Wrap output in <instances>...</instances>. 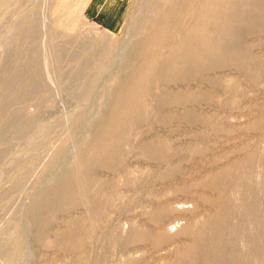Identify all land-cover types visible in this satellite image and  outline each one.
Masks as SVG:
<instances>
[{
  "label": "rangeland",
  "instance_id": "1",
  "mask_svg": "<svg viewBox=\"0 0 264 264\" xmlns=\"http://www.w3.org/2000/svg\"><path fill=\"white\" fill-rule=\"evenodd\" d=\"M157 1L110 32L86 0H0V264H264V0L221 59L239 65L176 82L165 64L218 0Z\"/></svg>",
  "mask_w": 264,
  "mask_h": 264
},
{
  "label": "bare ground",
  "instance_id": "2",
  "mask_svg": "<svg viewBox=\"0 0 264 264\" xmlns=\"http://www.w3.org/2000/svg\"><path fill=\"white\" fill-rule=\"evenodd\" d=\"M189 1H191V0H175L174 4L171 6V8L169 10V13H168L169 16H171V17L178 16L179 13L183 10V8L186 6V4ZM246 3H247V0H218L216 2V4L208 6L206 9V17H205V20H203V23H202V21L197 22V24L190 30L189 38L184 42V44H182L181 46L178 47L180 50L176 53V55L168 63L165 64L163 73H164L166 80L173 81V82L181 81L182 79L184 80V78L187 77L188 72L193 71L194 68L198 65L205 66L207 68H212V69H216V68L220 67L224 62L230 63V64L234 63V64L239 65L241 61H239L235 57H234V59L232 58V60H230L229 62L221 61V59L224 56H230L231 55L233 47H235L233 45V43H239V40H240L239 35H240L241 30L244 27H248V26H249V28L251 27L250 26L251 23L249 24L247 22V20H245V19L250 18V17H260L259 13H257L256 10L249 9L247 7ZM77 6H78V9H81L82 3L80 2ZM154 8H156V7H154ZM153 18H154V16H153ZM148 20H150V18ZM191 20H192V18H191ZM191 20H190V22H191ZM184 22H185V20H184ZM204 27H207L210 29L208 31H206ZM27 32H29V31H27ZM169 32H170V29L165 28L163 30L161 29L158 34H159V37L162 38L164 35L168 34ZM152 39L153 38L141 39L140 42L136 45L135 51L138 52L141 50L140 49V48H142L141 44L145 43L144 41H148V40H152ZM104 46H105V44H104ZM102 47H103V45H102ZM224 58H227V60H229L228 57H224ZM234 64H232V65H234ZM151 67H152V62L151 61H145L144 64L138 70H134L133 72H131V74L128 78V84H129L130 91L132 93L140 88L141 83L146 79L147 75L149 74ZM33 73H34V75H37V74H39V71L35 70ZM80 74H82V73H80ZM37 80L36 81H35V79L32 80L30 85L31 86L32 85L37 86L39 84V80L38 81ZM118 97L120 99H123L126 96L122 92H120L118 94ZM180 97H178V98H180ZM171 101H173V100H171ZM113 112H114V110H113ZM119 120H120L119 118H115V117L110 119V126L108 128V133H111L115 130V128H116L115 125L117 124V122ZM21 121H23V120H21ZM22 123H24V122H22ZM0 130H2V129H0ZM108 154H109V151H107V156H108ZM56 199L57 198L55 196L53 197L50 195L43 198L41 200V202H42L41 205L39 203L40 206H38L36 211H35L36 215H38L41 210L48 209L49 207L54 208L53 210H55L57 207ZM47 223L48 222L46 220H44L43 218H41V217L37 218V224L39 225L41 230L44 229V227L47 225ZM68 237H70V235ZM144 237H146V236L144 235ZM42 239H43V237H42ZM186 253H184V254H186ZM193 254H194V252H193ZM186 255H188V254H186ZM182 257H184V256L182 255L181 258ZM188 258L189 257H187V260H189ZM192 259H193V257H192ZM187 262H192V260L187 261ZM194 264H196V263H194Z\"/></svg>",
  "mask_w": 264,
  "mask_h": 264
},
{
  "label": "crops",
  "instance_id": "3",
  "mask_svg": "<svg viewBox=\"0 0 264 264\" xmlns=\"http://www.w3.org/2000/svg\"><path fill=\"white\" fill-rule=\"evenodd\" d=\"M126 11V0H86L83 15L89 21L110 32L122 25Z\"/></svg>",
  "mask_w": 264,
  "mask_h": 264
}]
</instances>
